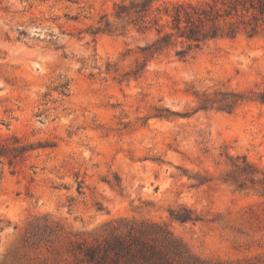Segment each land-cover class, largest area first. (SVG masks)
Here are the masks:
<instances>
[{
	"label": "rangeland",
	"instance_id": "374dc122",
	"mask_svg": "<svg viewBox=\"0 0 264 264\" xmlns=\"http://www.w3.org/2000/svg\"><path fill=\"white\" fill-rule=\"evenodd\" d=\"M122 1L0 0V264H264V36L145 58Z\"/></svg>",
	"mask_w": 264,
	"mask_h": 264
},
{
	"label": "trees",
	"instance_id": "16d2710c",
	"mask_svg": "<svg viewBox=\"0 0 264 264\" xmlns=\"http://www.w3.org/2000/svg\"><path fill=\"white\" fill-rule=\"evenodd\" d=\"M155 4L156 0H123L116 5L113 20L107 19L104 27L98 28L96 33H114L118 30L125 33L128 28H132L142 35L153 34L152 42L141 48L145 58H153L168 49L179 48L176 55L182 59L200 51L205 44L214 40L264 36V0H201L156 8ZM142 70L143 66L139 65L128 74L137 77ZM231 96L238 98L236 95ZM236 102L222 104V101H215L207 95L198 110H208L219 104L220 109L231 111ZM31 149V146L0 144V158H8L12 162L17 157L15 152ZM234 167L227 182L238 185L240 189H244L248 181L256 183L254 177L242 178L248 170L257 172L245 158L243 165L236 164ZM176 219L181 222L190 221L191 212L186 211V214Z\"/></svg>",
	"mask_w": 264,
	"mask_h": 264
}]
</instances>
